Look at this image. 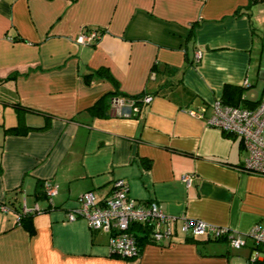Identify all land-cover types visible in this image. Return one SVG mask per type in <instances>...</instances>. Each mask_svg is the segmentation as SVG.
<instances>
[{"label":"crops","instance_id":"1","mask_svg":"<svg viewBox=\"0 0 264 264\" xmlns=\"http://www.w3.org/2000/svg\"><path fill=\"white\" fill-rule=\"evenodd\" d=\"M256 3L0 0V104L8 107L0 122V202L9 207L0 209V264L246 263L250 241L240 248L196 242L181 218L228 226L239 237L264 223V174L243 168L240 137L206 123L225 83L247 87L250 70L259 71L264 14ZM84 29L100 36L77 43ZM98 66L122 92L152 98L133 107L117 96L121 110L111 103L107 115L93 114L88 106L113 88L101 76L84 81ZM19 121L35 128L4 131ZM188 172L194 177L186 184ZM115 179L175 216L171 239L145 242L139 256L125 258L110 252L107 231L66 217L81 192L101 200ZM44 180L57 184L51 203L36 193ZM23 201L42 208L32 215V233L17 220Z\"/></svg>","mask_w":264,"mask_h":264},{"label":"built area","instance_id":"2","mask_svg":"<svg viewBox=\"0 0 264 264\" xmlns=\"http://www.w3.org/2000/svg\"><path fill=\"white\" fill-rule=\"evenodd\" d=\"M264 11V7H263ZM100 31L97 29H84L77 33V43H90L97 40ZM194 54L201 56L199 50ZM247 80L245 79V84ZM248 84V83H247ZM151 94L142 97L143 102H149ZM132 106L133 100L126 99ZM123 99L114 97L112 104L121 110ZM211 110L206 117V123L219 127L221 130L236 134L241 139V147L246 154L243 157V168L257 174H264V90L253 106L230 105L221 101L220 97L214 98ZM191 114H198L196 109H189ZM182 180L189 184L193 179L192 173L182 174ZM43 190L51 203L52 197L57 192V184L44 180ZM111 192L103 199L97 200L94 192L85 190L78 197L75 207L66 213L69 219L83 217L90 229H99L109 233L108 246L110 252L125 258L136 257L141 254L143 245L138 243L136 236L130 227L135 224L143 229L145 242H163L171 239L175 216L164 213L161 205L156 200H138L127 191L126 182L123 179H115ZM22 212H39L42 208L37 204L27 206L21 204ZM0 209L7 211L8 205L0 202ZM181 230L185 235L213 236L225 235L232 247L251 242V251L245 264H264V223L256 222L244 233L237 236L229 227L211 224L197 217H185L182 215ZM144 242V243H145ZM143 243V244H144Z\"/></svg>","mask_w":264,"mask_h":264},{"label":"trees","instance_id":"3","mask_svg":"<svg viewBox=\"0 0 264 264\" xmlns=\"http://www.w3.org/2000/svg\"><path fill=\"white\" fill-rule=\"evenodd\" d=\"M250 4H254L255 2H261L264 3V0H249ZM16 74H12L9 75V78H13ZM93 76H101L103 78H105L106 80H108L109 82L112 83L113 88L107 92H104L100 95L99 98H97L92 104H90L87 108V110H90L93 114L95 115H107L108 112V108L110 107L109 105H111L112 103V99L114 97L117 96H122V98H126V99H132L133 100V104L132 106H137V105H141L143 103L142 97L144 95H146V92H138L136 94H128L125 92H122L121 90H119L118 88V81H116V79L114 78V76L112 75V73L104 66H98V68H94L89 72H86L85 74H83V79L86 83L90 82V80L93 78ZM248 85V84H247ZM245 86H240V85H236V84H229V83H225L222 87L223 91L221 93L220 99L221 101H223L224 103L230 104V105H240V106H253L258 102L257 100H250V99H245L243 97V91ZM263 89H264V85H263ZM14 106H16V109L18 110V112H20V109H26L25 107H23L22 105H20V103L18 102H14ZM48 125V123H46L44 126H40V127H36V129H40L42 127H46ZM30 128H35L32 126H26L24 123L20 122L18 124H16L15 126H8V127H4V131L5 132H9V133H16V132H26L28 131V129ZM224 131V130H223ZM226 135H230L231 137L235 138V136H237L236 134H232L230 132L224 131ZM240 145H241V139H240ZM113 187V186H112ZM37 195L43 197L45 196L44 190L41 191H37L36 192ZM21 207V206H20ZM35 212L32 213H28V212H22L21 208L18 209L17 211V220L19 223L23 224L27 230L32 233L34 230L33 227V222H32V215ZM136 236V239L138 240V243L140 245H143V243L146 241V239L144 238V232L143 229H141V227L136 226L135 224L130 226ZM190 240H194L196 242L200 241V242H207L210 240L216 241V240H222V241H227L228 244L229 243V239L228 237H226L225 235L222 236H213L207 233H204L203 235H191L189 236ZM231 246V245H230Z\"/></svg>","mask_w":264,"mask_h":264},{"label":"rangeland","instance_id":"4","mask_svg":"<svg viewBox=\"0 0 264 264\" xmlns=\"http://www.w3.org/2000/svg\"><path fill=\"white\" fill-rule=\"evenodd\" d=\"M258 8H260V11L262 14H264V11L262 12L263 10V7H264V4L263 3H256ZM262 8V9H261ZM262 23H263V26H264V16H262ZM259 34H262L261 30L258 31ZM258 47L256 48V52H255V63H256V66H255V69L257 67V62L259 63L258 64V73L256 75L255 73V70H250V84L247 85L246 90L244 92V95L245 97H247L248 99L250 100H257L258 97L260 96L261 94V91L263 89V85H264V78L261 77L260 72L262 69H264V46H261V43L260 41L257 43ZM247 82L248 79H247ZM6 110L8 111V107H6ZM3 111L5 112V116L7 117L8 116V112L5 111V108H3V105L0 104V122L3 121ZM0 128H1V123H0Z\"/></svg>","mask_w":264,"mask_h":264}]
</instances>
